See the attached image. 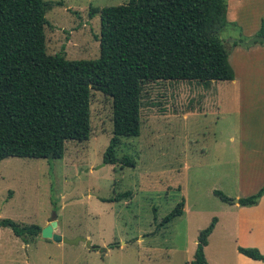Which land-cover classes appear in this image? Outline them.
Returning <instances> with one entry per match:
<instances>
[{
    "label": "rangeland",
    "instance_id": "1",
    "mask_svg": "<svg viewBox=\"0 0 264 264\" xmlns=\"http://www.w3.org/2000/svg\"><path fill=\"white\" fill-rule=\"evenodd\" d=\"M43 1L49 25L43 27L45 53L63 50L68 61L98 56L99 17H89V8L128 2ZM254 36H264V22L247 37L224 15L218 37L233 72L230 82L157 81L142 86L139 135L121 138L116 150V158L128 157L133 167L102 163L111 137V99L95 90L89 92L87 141L65 142L58 160H1L0 219L43 228L54 213L56 234L84 238L96 249L39 235L24 244L0 229V264H190L196 236L212 218L220 223L208 235L204 258L207 264H234L232 215L226 212L231 203L221 202L212 191L241 198L239 183L258 179L264 57L250 50L264 45L229 43ZM124 192H129L127 198L107 202ZM180 200L182 214L159 227ZM101 248L106 251L99 253Z\"/></svg>",
    "mask_w": 264,
    "mask_h": 264
},
{
    "label": "trees",
    "instance_id": "2",
    "mask_svg": "<svg viewBox=\"0 0 264 264\" xmlns=\"http://www.w3.org/2000/svg\"><path fill=\"white\" fill-rule=\"evenodd\" d=\"M46 7L43 0H0V161L58 160L65 142L87 141L89 92L95 90L111 99V137L102 163L133 167L128 157L116 158V150L121 138L139 135L143 85L157 81L204 85L233 79L218 37L225 0H128L89 8V17H99L98 56L86 61H68L63 50L45 53ZM212 194L230 204L219 191ZM263 194L264 182L255 193L238 198L237 205L254 206ZM128 196L124 192L107 202ZM182 208L180 200L158 226L180 216ZM215 222L212 218L198 232L190 264H207L203 248ZM0 229H8L25 244L41 228L0 219ZM236 252L264 264V255L254 248L237 247Z\"/></svg>",
    "mask_w": 264,
    "mask_h": 264
},
{
    "label": "crops",
    "instance_id": "3",
    "mask_svg": "<svg viewBox=\"0 0 264 264\" xmlns=\"http://www.w3.org/2000/svg\"><path fill=\"white\" fill-rule=\"evenodd\" d=\"M225 4L226 20L233 21L240 25L243 29L244 35L247 37H251L254 34L258 28L260 20L264 22V0H225ZM234 53L238 52L234 51ZM250 53H255L256 55L264 57V46L254 47L250 50ZM231 66L234 67L233 62ZM258 150L260 155L258 160V179L251 183H239L238 190L242 191L244 195L243 197L255 193L264 182V136L262 140H260ZM234 198L238 199L240 197L236 195ZM226 210L227 214L232 215L233 217H231L230 223L232 224V230L235 237V249L237 247L254 248L260 254L264 255V194L254 206L241 207L237 204H230ZM219 223L220 221L216 220L215 226ZM210 235L211 234H209V236ZM209 236L206 239V247ZM206 261L209 263L207 259ZM234 264L262 263L260 261L246 258L236 252Z\"/></svg>",
    "mask_w": 264,
    "mask_h": 264
},
{
    "label": "water",
    "instance_id": "4",
    "mask_svg": "<svg viewBox=\"0 0 264 264\" xmlns=\"http://www.w3.org/2000/svg\"><path fill=\"white\" fill-rule=\"evenodd\" d=\"M229 43L231 44L235 43L241 47L252 46L254 43H260L264 45V36H254L246 42H237L235 40H231L229 41ZM230 203L237 204V199H231ZM55 228H56L55 215L54 213H52L49 218L48 224L40 229V233H39L40 238L51 240L54 243H62V244L72 245V246L77 245L79 242H82L87 249H90V250L92 249V245L90 244L88 240L81 238V237H77L74 239L62 238L60 235L55 233L54 231ZM105 251L106 249L104 248H101L98 250L99 253H104Z\"/></svg>",
    "mask_w": 264,
    "mask_h": 264
}]
</instances>
